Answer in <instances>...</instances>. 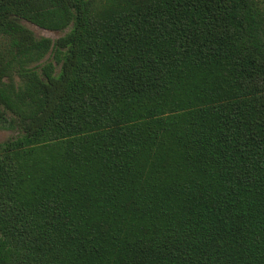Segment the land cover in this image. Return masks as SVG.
I'll use <instances>...</instances> for the list:
<instances>
[{"label":"trees","instance_id":"16d2710c","mask_svg":"<svg viewBox=\"0 0 264 264\" xmlns=\"http://www.w3.org/2000/svg\"><path fill=\"white\" fill-rule=\"evenodd\" d=\"M6 124L0 264H264L259 1L0 0Z\"/></svg>","mask_w":264,"mask_h":264},{"label":"rangeland","instance_id":"374dc122","mask_svg":"<svg viewBox=\"0 0 264 264\" xmlns=\"http://www.w3.org/2000/svg\"><path fill=\"white\" fill-rule=\"evenodd\" d=\"M264 6V0H257ZM24 25L29 28L36 38H48L51 41H55L59 37L63 36L66 32H68L69 28L64 31H48L41 28H38L30 23L24 22ZM52 60L50 55H47L44 59V62ZM55 72H58V66L55 68ZM10 114H7V118L10 120ZM19 134V130L16 127H10L6 124L3 128L0 129V142H6L9 139L16 137Z\"/></svg>","mask_w":264,"mask_h":264}]
</instances>
